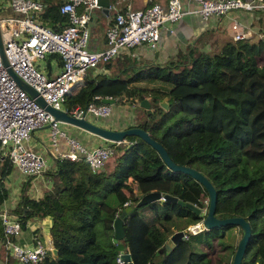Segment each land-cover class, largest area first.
I'll list each match as a JSON object with an SVG mask.
<instances>
[{"label":"trees","instance_id":"1","mask_svg":"<svg viewBox=\"0 0 264 264\" xmlns=\"http://www.w3.org/2000/svg\"><path fill=\"white\" fill-rule=\"evenodd\" d=\"M40 1L43 10L34 19L52 31H62L68 25L67 15L60 12L66 0ZM253 14L251 26L260 35L257 42L229 40L217 52L190 47L186 55L163 64L128 63L120 69L123 78L86 77L65 100L70 110L89 102L101 104L94 96H111L121 104L149 99V109L136 106L142 117L130 127L142 128L176 165L193 168L211 182L217 194L216 218L242 217L248 222L251 236L241 264H264V64L259 60L264 53V9ZM150 81L160 83L159 88L135 87ZM212 99L216 104L204 116L203 108L208 109ZM163 100L167 110L160 107ZM229 123L230 131L225 126ZM126 140L119 145L103 140L115 146L114 153L112 161H106L110 165L105 163L96 171L83 160L54 157V166L45 172L50 187L38 199L23 195L11 209L19 219L20 234L33 218L50 220L52 251L37 264H124L118 261L121 251L131 255L133 264H212L210 254L215 249L221 257L229 255L225 264H231L243 234L237 226L204 230L157 256L175 232L202 219L164 199L125 214V239L113 242L114 220L151 192L201 211L208 207L202 202L208 196L199 183L169 170L140 138ZM13 168L7 157L0 159V212L8 199L5 183ZM19 236L12 237L15 243ZM0 240L6 259H14L3 246L1 221Z\"/></svg>","mask_w":264,"mask_h":264},{"label":"built area","instance_id":"2","mask_svg":"<svg viewBox=\"0 0 264 264\" xmlns=\"http://www.w3.org/2000/svg\"><path fill=\"white\" fill-rule=\"evenodd\" d=\"M191 1L198 5L196 11L184 10L181 0H167L165 5L153 3L144 9L126 6L115 13L107 27L106 47L101 51H91L89 25L91 15L99 9L98 0L64 1L60 12L67 15L68 25L60 32L52 31L34 19V15L43 10L40 0H7L6 5L18 15L0 19L1 31L6 26L17 27L23 37L3 41L4 56L15 75L53 109L91 123L105 122L112 113L111 105L89 102L84 107L70 110L65 107L66 96L73 92V85L78 84L77 89L90 71L108 63L122 50L140 46L155 50L160 42L161 28L178 23L186 14L196 13L207 21L220 19L231 12L253 14L264 9V0ZM224 34L233 42L243 41L247 36L241 23L235 19L227 21ZM49 55H57L61 62L60 70L54 76H49L42 65L39 68L35 65L37 61L43 63ZM102 98L94 96L93 100L101 101ZM136 106L138 104H132V107ZM61 125L18 86L0 58V159L7 157L24 177L42 174L47 161L32 151L27 143L32 133L44 126H48L55 157L71 162L83 160L96 171L113 155L115 146L106 144L87 148L77 138L67 135ZM59 139L65 143L63 150ZM125 143L127 140L114 145ZM0 221L5 238L3 246L18 264H37L47 255L50 249L37 238L31 245L21 246L13 241L12 237L20 234V223L10 208L2 209ZM204 230L201 219L183 230L181 239L187 240ZM118 261L122 263L120 259Z\"/></svg>","mask_w":264,"mask_h":264},{"label":"crops","instance_id":"3","mask_svg":"<svg viewBox=\"0 0 264 264\" xmlns=\"http://www.w3.org/2000/svg\"><path fill=\"white\" fill-rule=\"evenodd\" d=\"M108 1L110 3V9L108 12H103L102 9L99 8L91 15L89 25V48L91 51H101L106 47V30L116 12L123 10L126 6H130L133 9H144L153 3L161 5H165L167 3V0ZM6 2L7 0H0V19L18 15L6 5ZM181 3L184 10L196 11L198 8V5L191 0H181ZM254 17V14L231 12L227 16L220 19L212 18L206 21L196 13L186 14L178 23L161 28L160 42L155 50H149L145 46L135 47L130 50H122L117 56L112 58L114 59L113 62L111 61L112 59L110 60L111 62L109 61V67H106L105 69L101 67L103 64L99 65L96 69L88 73L87 79H93L101 75L116 76L118 72L121 73L119 69H123L128 63L135 64L136 66L143 65L144 62H156L163 64L170 59L177 57L179 54L186 55V52L190 47L203 51L217 52L223 43L230 40L224 34V26L230 19H235L241 23L244 32L247 33L244 41H250L259 36L256 27L251 26V23L254 21ZM22 37L23 35L17 27L6 26L2 28L3 41L9 38L19 40ZM46 62L47 67L45 65ZM42 66L49 73V76H54L59 72L61 62L59 57L48 56L45 58V61H43ZM111 68H114L116 72H113ZM120 76L121 75H117L118 78H120ZM76 90L77 89H75V91ZM104 97L113 99L111 96ZM121 105L125 111L129 107L124 104ZM129 109L132 108L129 107ZM133 115L134 113L129 116L125 114L126 118L132 117ZM114 116H117L115 117L117 120L123 117L121 114H115ZM117 120L109 119L108 123L102 122L103 124L100 126L111 130L124 129L117 127L121 125H116ZM131 123L132 122H129L128 126L126 125L125 128L132 126L133 124ZM61 129L65 130L67 135L77 138L87 148L106 145V143H104V141L100 138L72 126L62 124ZM58 143L60 148L63 150L65 146L63 139H59ZM27 145L32 151L41 155L47 161V168L42 174L33 178L24 177L16 168H13L8 176V180L5 183V188L8 190V199L3 206V209H13L14 205L18 203L19 199L23 195L31 199H38L41 197L43 189L50 187V181L47 179L45 172L54 166V157L56 155L49 139L48 126L35 130L32 133ZM49 228V219L33 218L28 222L26 229L21 232L16 243L19 245H31L33 243L32 240L35 237L45 244L50 249V252L52 251V243L50 241ZM2 258L3 260H1ZM0 264H18L14 259H6V253L3 250L1 240Z\"/></svg>","mask_w":264,"mask_h":264},{"label":"water","instance_id":"4","mask_svg":"<svg viewBox=\"0 0 264 264\" xmlns=\"http://www.w3.org/2000/svg\"><path fill=\"white\" fill-rule=\"evenodd\" d=\"M98 5H99V8H101L103 12H108L110 9V3L108 0H98ZM3 44L4 43H3V38H2V31H1V26H0V58L8 74L18 84V86H20L22 90H24L31 98H33L40 105V107H42L46 112H48L51 116H53V118L56 121H59L62 124H67L81 131L89 133L93 136H96L106 142H111V143H122L128 137H138L144 143L149 145L159 155L162 162L169 170L173 172H180L185 175H188L195 182L199 183L206 191V194L208 196V207L205 213H202V211L195 205L185 203L183 201H180L176 198H173L167 195L164 196L163 198L161 197V194L157 192H151L145 195L134 207H127L121 213V215L118 216L114 220V223H113V226H114L113 242L114 243H117V241L119 240L125 239L124 238L125 232L123 229V221H122V217L125 214L130 213L134 208L144 206L154 201L164 199L166 201L175 203L181 207L187 208L191 210L193 213H195L196 215L202 217L203 226L205 230L220 229V228L228 227V226L240 227L242 229L243 234L237 245V248L234 253L231 264H241L242 263L244 253H245L246 247L249 243L250 236H251L250 226L248 222L242 217H231V218H226V219H218L215 217L217 194L211 182L203 174H201L199 171L193 168L176 165L169 158L166 150L158 142L153 140L149 136V134L146 131H144L142 128L130 127V128H126L123 130H111V129L98 126L94 123L88 122L84 119H77V118L71 117L65 111L53 109L44 101V99L40 95H38L36 91L32 89V87L24 83L11 70L4 56ZM101 103L107 104V105H113L115 104V100L104 97L102 98ZM139 106L143 109H149L150 103L147 99H144L140 102ZM160 107L164 110H167L166 100H163L162 102H160ZM182 234H183L182 231L175 232L166 241L165 246L159 249L158 253L160 252L161 254H163L165 250L166 251L172 250L177 244H179L182 241L181 239ZM53 253L55 254L56 251L53 250ZM119 259L124 264H133L131 261V255L129 253H125L124 251L120 252Z\"/></svg>","mask_w":264,"mask_h":264},{"label":"rangeland","instance_id":"5","mask_svg":"<svg viewBox=\"0 0 264 264\" xmlns=\"http://www.w3.org/2000/svg\"><path fill=\"white\" fill-rule=\"evenodd\" d=\"M260 39V35L256 38H253L252 40H248V42H257V40H259ZM245 40V39H244ZM239 41V43H243V42H245V41ZM247 41V40H246ZM94 50V49H93ZM260 60V64H264V53L262 54V56H261V58L259 59ZM45 61V60H44ZM112 62L114 61V59H112L111 60ZM110 61V62H111ZM110 62L108 63L109 65H110ZM145 63V62H144ZM146 63H149V62H146ZM36 68H39L41 65H42V62H39V61H37L36 62ZM45 65H46V67H47V62L45 63ZM105 65L106 64H103V65H101V67H103V68H105ZM113 67V66H112ZM119 68H121V67H119ZM111 70L113 71V72H116V70L114 69V68H111ZM120 70V69H119ZM118 70V71H119ZM116 75H121L119 72H118V74H116ZM120 78H123L122 76H120ZM151 82V83H150ZM150 82H140V83H138V84H135V87H140V88H145V89H147L148 91L149 90H151V89H158L159 88V86H160V83H158V82H152V81H150ZM77 85L78 84H74L73 85V92L72 93H74L75 92V88L77 87ZM134 86V85H133ZM147 100H149V99H147ZM210 100H211V98H210ZM216 104V99H212V103H211V106L210 107H208V109H205V108H203V115L204 116H208L209 114H210V109L212 108V106L213 105H215ZM124 105H127V106H129L130 108H132V109H129V107L126 109V111L125 110H123V107H122V105H121V103H118V102H116L115 104H113L112 105V107H113V112L111 113V115L107 118V120L105 121L106 123H108L109 122V119H114V120H117L115 117H117V116H114L115 114L117 115V114H121V115H123V117L122 118H119L117 121H116V125H119V124H121V125H119V126H117L118 128H124V129H126L125 128V126L127 125L128 126V123L129 122H132L131 124H134V120L136 119V118H141L142 117V111L141 110H139V108H136L135 109V107H132V104H124ZM121 106V107H120ZM130 112V113H129ZM132 113H134V115L132 116V117H128V118H126V116H125V114L127 115V116H129V115H132ZM96 123H94V124H96V125H102L103 123L102 122H104V121H102V120H100V121H95ZM229 122V121H228ZM225 126L227 127V130H231L232 129V125L229 123L228 125H226L225 124ZM129 128V127H128ZM123 130V129H122ZM110 143V142H109ZM109 161H112V158H111V160L109 159ZM107 162L106 163V165L107 166H109L110 164V162ZM105 165V166H106ZM106 166V167H107ZM106 167H104V168H106ZM35 177V176H34ZM27 178H29V177H27ZM30 178H33V177H30ZM37 180V179H36ZM202 202H203V204L206 206V204L208 203V198L207 197H205V196H203V198H202ZM142 210H146L147 212H148V210H147V208H141ZM140 209V210H141ZM139 210V211H140ZM205 212V211H204ZM238 234H239V232H238V230L237 229H235L234 230V232H233V235L235 236L234 237V239L236 240V238L238 237ZM235 240H232V242H234ZM219 250L218 249H215V252L214 253H211L210 254V257H212V264H225V258L227 257V256H229V255H225L224 257H221V256H219V254H217V252H218ZM160 255H162L160 252L159 253H157V256H160Z\"/></svg>","mask_w":264,"mask_h":264}]
</instances>
